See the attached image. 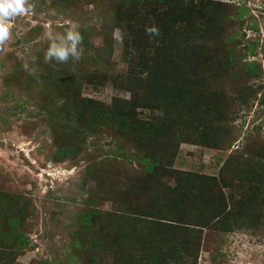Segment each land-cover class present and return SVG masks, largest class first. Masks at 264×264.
I'll return each mask as SVG.
<instances>
[{
	"label": "trees",
	"instance_id": "1",
	"mask_svg": "<svg viewBox=\"0 0 264 264\" xmlns=\"http://www.w3.org/2000/svg\"><path fill=\"white\" fill-rule=\"evenodd\" d=\"M99 1L102 5L112 4L102 14L104 51L99 52L88 37L80 33L79 61H88L87 53L94 49L92 68L73 69L68 73L70 79L65 80L71 82L67 86L57 80L51 83L49 77L46 84L49 99L39 106L49 115L54 143L51 159L55 162L74 158L79 144L74 141L78 137L83 141L88 134L96 132L100 124L107 126L110 136L123 137L122 143L114 141L116 149L94 168L100 171L108 166L114 176L99 179L98 189L92 191L85 209L75 218L74 226L69 229L68 260L76 264H98L101 254L110 251L115 254L114 264H196L203 229L228 233L264 218V209H259V204L264 208V161H258V158H264V142L257 148L256 155L240 157L234 169L227 171L220 167L216 178L168 169L180 141L210 139L206 137L207 131L200 119L197 123L190 121L197 110L209 108L212 98L218 99L219 103L213 109L214 115L206 120L224 124L233 113L226 104L230 97L224 93H210L208 89L202 91L192 80L193 59L187 52L195 44L190 41L200 36L206 38L210 26L216 24L210 21L211 15L221 12L223 19L220 22L227 23L230 28L231 24L241 28L243 32L233 29L217 36L212 53H208L210 46L204 48L208 57L218 58L226 69L234 70L228 78L235 82L258 78V63L247 61L246 57L255 56L257 50L264 52V42L257 45V41H250L242 46L243 49L237 48L246 40L243 16L250 12L248 0H204L200 3L197 0ZM259 1L264 3V0ZM201 4H208V8L203 9ZM228 10L231 12L226 14ZM244 24L246 28H252L251 24ZM151 26H155L158 35H146L145 29ZM115 29L120 34V60L126 68L120 83L131 90L132 98L129 101L114 98L110 106L87 98L75 102L77 77L85 76L93 84H103L114 78L107 64L112 54ZM70 59L63 64L71 63ZM65 67L55 60L42 63L43 70L51 69V74ZM22 70L23 66L13 70L5 79L6 83L20 82ZM29 76L25 77L27 81H31ZM32 78L45 80L42 73L33 74ZM188 89L193 93L185 98ZM253 100L264 104V85L243 84L231 97L238 107H246ZM137 108L155 111L157 115L152 121L143 120L137 116ZM131 123L140 125L138 140L128 130ZM80 125H85L86 130ZM220 130L223 135L225 130ZM214 139L219 140V137ZM129 147L135 151L128 158L139 167L131 168L132 172L116 159L124 157L122 150ZM231 178L238 180L239 185H232ZM170 179L174 185H169ZM216 181L219 187L228 189L225 195L214 189L218 186ZM238 186L242 188L239 197L235 196ZM245 186L248 193L243 192ZM95 200H111L117 210L97 208ZM32 214L33 207L28 199L9 191L0 192V264H12L19 251L31 246L24 226ZM115 243L119 244L117 248Z\"/></svg>",
	"mask_w": 264,
	"mask_h": 264
},
{
	"label": "rangeland",
	"instance_id": "2",
	"mask_svg": "<svg viewBox=\"0 0 264 264\" xmlns=\"http://www.w3.org/2000/svg\"><path fill=\"white\" fill-rule=\"evenodd\" d=\"M197 1L200 3L204 0ZM27 5L31 7V11L12 19L9 38L0 44V192L16 193L22 199H28L33 207V214L27 218L24 226V233L31 246L19 251L12 264H43L44 261L45 264H76L68 260L67 256L69 229L74 226L75 218L85 209V203L92 191L98 189L99 179L109 178L114 174L108 166L100 171L94 168L116 149L114 141L122 143L123 137L110 136L107 126L100 124L96 127V132L88 134L83 141L80 137L74 141L79 143L78 154L74 158L59 162L51 159L54 151L53 130L48 122V113L39 108L42 102L49 99L46 84L51 77V83L57 80L65 83V86L67 83L70 85V81H65L70 79L68 73L73 69L90 67L94 62L91 58L95 50L87 53L88 61H74L70 57L71 63L64 65L63 62L62 65L66 67L51 74V69L48 71L47 68H42V63L45 62L44 53L49 45L45 32L51 29L53 32L63 33L68 23L74 21L79 26V32L84 33L92 46L102 53L106 44L102 33V14L112 4L107 2L102 5L99 0H27ZM247 6L250 12L247 11L243 16L244 37L247 41L243 40L237 45L240 50L250 41H257V45L264 42V3L248 0ZM201 7L206 10L208 4H201ZM229 11H225L226 14ZM222 14L223 12L211 15L210 21L216 24L210 26V34L204 39L200 36L191 40L190 44H195V47L187 53L193 59L192 80L201 86L202 91L208 89L210 93H224L230 97L226 104L233 113L224 124L218 120H206L214 115L213 109L219 103L218 99L211 98L210 102H213L209 108L197 110L191 117L193 120H190L197 123L200 119L201 124L205 125L206 137L210 139L180 141L175 155L172 156L173 160L168 164L170 170L200 173L208 175L210 179L217 177L220 167L229 171L234 169L240 157L256 155L254 153L257 148L264 142V104L253 100L246 107H238L231 101V97L243 84L253 87L264 85V52L257 50L255 56L246 57L247 61L258 63V78L237 82L228 78L234 70L226 69L222 60L208 57L207 54L213 52L215 39L221 33L233 29L240 33L243 30L237 25L231 24L230 28L227 23L220 22L223 19ZM244 23L249 26L251 24L252 28H246ZM112 43L113 49L107 68L114 78L107 79L103 84H93L85 76H76L75 85L78 90H74V93L78 96L74 99L75 102L80 98H87L110 106L114 98L126 101L132 98L131 90L120 83L126 75V68L120 60L118 29L112 33ZM206 45L211 48L207 54L204 50ZM79 48L81 50L80 46ZM38 55L40 56L36 61ZM24 65H27L31 73L25 70ZM20 66H23L19 76L21 81L12 80L7 84V76ZM182 70L190 73L187 68L182 67ZM37 73H42L45 80L37 78L35 81L32 75ZM26 75H30L31 81L25 79ZM191 93V89L186 90L185 98ZM258 96L259 93L256 97ZM196 99L194 101L199 102ZM136 111L137 116L143 120L154 119L157 115L155 111L144 108H137ZM84 126L79 127L86 130ZM139 127L140 125L131 123L128 128L136 140L141 135L138 132ZM176 128L179 129L180 126ZM220 128L225 130L223 135ZM215 137H219V140H215ZM133 150L130 147L123 149L124 157L116 158L130 172L133 168H139L136 162L128 158ZM258 161L263 162L264 158H258ZM231 183L239 185V181L234 178H231ZM169 185H174L173 179L169 180ZM214 189L223 195L228 190L219 185ZM241 190L238 186L235 196L239 197ZM245 190L248 193L247 186L243 192ZM262 194L264 195L263 191ZM94 205L104 211L117 210L111 200H95ZM259 209H264L261 204ZM118 245L115 243L114 247L117 248ZM114 257L113 252H103L98 264H114ZM196 264H264V218L254 225L228 233L203 229Z\"/></svg>",
	"mask_w": 264,
	"mask_h": 264
},
{
	"label": "clouds",
	"instance_id": "3",
	"mask_svg": "<svg viewBox=\"0 0 264 264\" xmlns=\"http://www.w3.org/2000/svg\"><path fill=\"white\" fill-rule=\"evenodd\" d=\"M30 11L31 7L27 5V0H0V44L9 38L12 19ZM78 29V24L72 21L68 23V27L63 33L53 32L51 29L46 31L45 37L49 41V45L44 53V61L47 63L50 60H55L63 63L70 57L74 61H78L81 57L79 46L82 43ZM145 33L152 37L158 35V30L155 26H151L145 29ZM24 68L31 73L27 65H24Z\"/></svg>",
	"mask_w": 264,
	"mask_h": 264
}]
</instances>
